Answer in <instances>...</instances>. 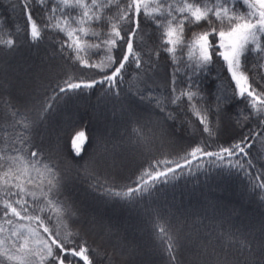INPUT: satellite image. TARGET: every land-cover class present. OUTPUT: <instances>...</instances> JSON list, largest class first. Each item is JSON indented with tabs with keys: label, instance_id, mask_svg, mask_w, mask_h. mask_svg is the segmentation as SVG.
Returning <instances> with one entry per match:
<instances>
[{
	"label": "snow or ice",
	"instance_id": "obj_1",
	"mask_svg": "<svg viewBox=\"0 0 264 264\" xmlns=\"http://www.w3.org/2000/svg\"><path fill=\"white\" fill-rule=\"evenodd\" d=\"M17 3L23 9L24 31L31 46L39 48L46 31L62 33L67 39L57 42L53 58L60 55L80 68L96 69L103 75L84 80L68 74L56 84L51 96L35 100L25 113L5 102L6 109L0 112V264H94L93 256L99 253L86 242L77 243L66 223L76 215V210L58 198L64 174L52 154L34 142V134H39L40 126L62 100L97 85L119 96V85L133 66L141 74L134 78L141 79L147 88L151 74L159 68L161 52L167 54L172 65L166 102L156 98L151 90L145 95L137 86L139 98L154 101L166 120H175L174 113L166 111V103L181 110L186 107L202 126L196 127L189 120V127L206 139L177 158L154 159L119 190L106 177L101 179L110 159L109 150L104 147L84 166V175L95 182L91 186L109 198L139 202L168 185L174 186L181 178L196 176L202 169L207 171L203 164L207 158L212 167L220 170L218 174L242 172L253 189L264 190L261 173L252 171L256 164L250 154L261 133L252 131L227 142V146L219 144L212 149L211 141L218 136L220 127L221 97H217L215 108L205 106L197 82L199 75L213 64V57L221 58L235 83L232 98L251 109L238 116L244 120L255 117L258 126L264 127V0H17ZM33 4L44 11L45 23L38 24L33 18ZM112 9L115 11L109 14ZM143 21L150 23L151 33L142 26ZM194 27L201 30L193 31L191 38L186 39V28ZM149 41H154V47ZM16 43L11 30L0 29V49L15 50ZM101 52L102 59L98 62L92 59ZM32 112L35 118L29 115ZM69 140L72 159H83L84 144L88 142L85 131L73 130ZM40 213L47 215L42 217ZM13 218L38 222L47 238L26 224L15 223ZM46 220L56 227L63 226V238L60 231L46 225ZM153 237L166 264H179L181 244L166 222H155ZM216 239L224 249L239 243V256L245 252L252 258L264 256V245L254 249L251 243L239 242L232 233Z\"/></svg>",
	"mask_w": 264,
	"mask_h": 264
},
{
	"label": "trees",
	"instance_id": "obj_2",
	"mask_svg": "<svg viewBox=\"0 0 264 264\" xmlns=\"http://www.w3.org/2000/svg\"><path fill=\"white\" fill-rule=\"evenodd\" d=\"M32 9L33 18L37 23H45L44 11L36 4H33ZM114 11L115 9L110 10L109 14ZM25 24L23 9L17 0H0V29L11 30L13 38L17 41L15 50L0 49V112L6 109V101L19 109L20 113L27 112L35 100L51 96L56 84L62 82L68 74L84 80L99 79L103 75L96 69L80 68L71 60L61 58L60 55L53 58L54 49L58 46L57 42L67 39L62 33L46 31L44 42L40 47L31 46L26 39ZM142 26L149 33L153 31L148 21H143ZM200 30V27L191 30L186 28L185 38L190 39L193 31ZM149 45L154 47V41H149ZM24 53L27 55L24 58L30 60V63L18 74L25 76L24 79L36 80V82L33 84L34 92L32 90L31 96L25 101H17L8 84V81L16 77L11 76L9 72L15 62L23 61V58L18 59V56ZM103 55V52L94 54L92 59L98 62ZM31 59H39L41 63H47L48 68H44L42 72V65L40 67L42 69L37 72L36 64ZM213 61L208 70L201 73L197 79L204 95L205 106L215 108L218 103L217 97H221L220 127L218 136L211 141L212 149L219 144L227 146V142L238 140L243 134L260 132L261 135L254 143L250 154L255 158L256 164L253 173L259 171L261 179L264 180V127L258 126L255 117L244 120L238 116V113L243 111L247 114L251 109H246L244 103H237V100L232 98L235 83L231 80L226 63L216 56L213 57ZM158 64L159 68L151 74L152 79L148 80L147 88L141 79L134 78L141 74L133 66L125 73L124 82L119 85V96L113 95L105 86L97 85L80 95L60 101L55 111L40 126L39 134H34V142L42 144L44 151L52 154L64 174L65 179L58 198L76 210V215L66 221L74 233L73 238L77 243L86 242L90 249H95L99 253L94 256L91 251L89 253L94 258V264H112L102 242L91 238L82 230V223L78 221L80 213L76 208L75 198L67 191L71 185L78 186L80 192L92 203L96 210L92 214L93 219L104 216L99 219L100 225L107 223L103 232L104 237L111 239L113 246L128 259L133 255L137 260V255L143 251L139 254L143 263L148 264L150 260L155 259L160 264H166L156 248L153 237L155 222L162 220L180 241L179 264H264V256L252 258L248 257L247 252L239 256L237 251L240 247L239 243H236L235 247L224 249L216 239L224 233H232L239 242L251 243L254 249L259 250L264 245V190L253 189L252 182L242 172L237 174L233 170L231 173L218 174L220 170L212 167L205 158L203 164L207 171L202 169L196 173V176L181 178L174 182V186L168 185L152 196L132 203L102 195L100 190L91 186L95 182L84 175L83 169L88 160L94 153H99L106 147L110 153L109 167L102 174L101 179L106 177L112 186L119 190L122 186L128 185L130 179H135L142 167L147 166L154 159L177 158L202 139H206V136L194 134L193 129L189 127L187 123L189 120L196 127L202 126L186 107L181 110L166 103V111H171L175 115V120H166L165 113L159 111L154 101H142L139 98L137 86L145 95L151 90L156 98L166 102L172 65L167 54L163 52L160 54ZM249 75L251 76L252 73L250 72ZM26 86L24 85V88ZM32 88L26 89L31 91ZM225 113L232 118L236 126L233 132L228 130ZM29 115L35 118V112ZM212 118L213 115L210 114V119ZM237 119L240 123H237ZM73 130H84L88 137V142L84 144L83 159L73 160L70 154L69 133ZM176 138L177 143L171 145L170 140ZM123 153L125 158H129V153H134L140 159L132 169L120 175L111 168L118 164V159ZM110 214L124 217V227L133 233L138 248H127L122 238L114 239L116 230L114 231L109 225ZM40 215L45 217L47 213ZM13 219L15 223L26 224L47 238V234L43 232L38 222ZM45 223L49 228L60 231V238H63L65 235L63 226L56 227L54 222L47 220ZM5 227L11 228L8 225ZM235 257L238 259H234Z\"/></svg>",
	"mask_w": 264,
	"mask_h": 264
},
{
	"label": "rangeland",
	"instance_id": "obj_3",
	"mask_svg": "<svg viewBox=\"0 0 264 264\" xmlns=\"http://www.w3.org/2000/svg\"><path fill=\"white\" fill-rule=\"evenodd\" d=\"M27 55L21 54L20 56H18V59L23 58V63L19 62V63H14L11 67L12 69H10V74L11 76H15L16 78H14L13 80H10V82L8 81L9 86L11 87L12 90V94L15 97V99L17 101H21V100H26L28 97L31 96L32 94V90H33V84L36 82V80H27L24 79L23 77L25 76H21L19 73V71H23L25 70L26 66L29 65V61L28 59L24 58ZM25 60V61H24ZM34 60V61H33ZM32 62H34L36 64L35 66V70L37 72H39L42 68L43 65V69L42 72L44 70V68H48V64L47 63H41L39 59H31ZM8 68V66H7ZM6 69V67H5ZM24 85L26 86V88H32L31 91H28V89L24 88ZM34 92V90H33ZM28 93H30L28 95ZM18 98V99H17ZM89 110V109H88ZM87 110V112H88ZM224 117L226 118L227 124H228V130L229 132H233L236 129L235 124L232 122V118L229 117V115H227V113L224 114ZM102 125V124H100ZM103 126V125H102ZM59 128V127H57ZM55 138V135H54ZM172 143L171 145H175L178 141V139H171L170 140ZM130 156L129 158H125L123 157L125 155V153H123L120 158L118 159V164L116 163L114 166V168L112 167L111 169L113 171H115V173H118L120 175L126 173L128 171V169H132L136 164V162H139V156L137 154L134 153H129ZM78 186L75 185H71L67 191L70 194V196H73L75 198L76 201V208L78 209L79 213H80V217L78 219V221L80 223H82V230L84 232H86V234H88L91 238L96 239L100 242H102L103 246L106 248L107 253L109 254L110 259L112 260V264H145L142 262V260L139 258V254H142L143 251H141L138 255H137V260L134 259L133 255L129 256V259L124 257L122 252H120V250L113 246L112 244V240L109 238L104 237L103 232L105 230V227L107 225V223L105 222V224L103 223V226L100 225V221L99 219L103 218L104 216L102 215L101 218H95L93 219V215L96 210L93 208V206L91 205L92 203L88 200V198L86 196H84V194H82L80 192V190L78 189ZM98 212V211H97ZM101 216V215H100ZM110 217V222L109 225L112 226L113 230L115 231V235H114V239L116 238H122L124 241V245L126 244L127 248H138V242L137 240L134 238L133 233L131 231H128L127 229H125V225L123 222L124 217L120 216H112V214L109 215ZM118 226V227H117ZM135 239V240H134ZM136 241V242H135ZM147 252V251H145ZM148 264H160L158 263V261L154 260H150V263Z\"/></svg>",
	"mask_w": 264,
	"mask_h": 264
}]
</instances>
